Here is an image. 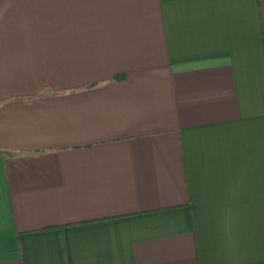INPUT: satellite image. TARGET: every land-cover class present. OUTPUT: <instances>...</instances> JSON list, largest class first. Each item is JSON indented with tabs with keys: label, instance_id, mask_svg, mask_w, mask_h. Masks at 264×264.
I'll list each match as a JSON object with an SVG mask.
<instances>
[{
	"label": "crops",
	"instance_id": "crops-1",
	"mask_svg": "<svg viewBox=\"0 0 264 264\" xmlns=\"http://www.w3.org/2000/svg\"><path fill=\"white\" fill-rule=\"evenodd\" d=\"M0 264H264V0H0Z\"/></svg>",
	"mask_w": 264,
	"mask_h": 264
}]
</instances>
